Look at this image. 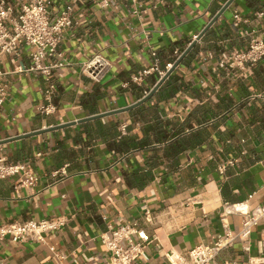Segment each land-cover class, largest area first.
<instances>
[{
	"label": "crops",
	"instance_id": "1",
	"mask_svg": "<svg viewBox=\"0 0 264 264\" xmlns=\"http://www.w3.org/2000/svg\"><path fill=\"white\" fill-rule=\"evenodd\" d=\"M226 1H75L50 114L39 109L43 75L14 71L30 61L31 47L2 57L10 94L0 106V155L25 163L38 179L0 180V223L55 216L67 223L45 242L1 241L0 264H106L111 254L101 234L134 221L150 236L135 264H170V250L213 245L225 225L239 232L241 215L224 217L226 203L264 204V98L251 97L264 90V58L247 78L219 67L245 46L233 9L253 16L264 0H234L150 99L113 113L147 95ZM71 2L48 0V7L55 16ZM96 53L112 61L100 81L82 71ZM156 61L159 70L133 80ZM63 167L68 175L58 179L53 173ZM245 246L238 238L208 264H264V218Z\"/></svg>",
	"mask_w": 264,
	"mask_h": 264
},
{
	"label": "built area",
	"instance_id": "2",
	"mask_svg": "<svg viewBox=\"0 0 264 264\" xmlns=\"http://www.w3.org/2000/svg\"><path fill=\"white\" fill-rule=\"evenodd\" d=\"M72 0L55 16L48 7V0H0V63L4 55L17 56L20 48L31 47L30 61L19 63L14 71L40 72L44 77L45 103L39 106L44 114L55 111L54 96L58 91L55 71L66 65V58L59 51L64 30L75 23L74 2ZM106 7L112 0H92ZM137 4L139 0H129ZM232 21L235 28H243L245 46L233 49L227 57L219 61V67L226 74L235 78H247L253 73L254 67L264 58V8L258 9L253 16H245L237 8L233 9ZM253 24V25H252ZM156 57L157 53L153 52ZM112 66V61L104 55L96 53L82 63V71L95 81H100ZM152 70H159L157 61L149 69H144L133 77L140 81ZM163 74L164 72L161 71ZM10 81L8 72L0 70V106L9 97ZM251 97H263L264 90ZM126 124L122 125L125 130ZM41 155V153H39ZM58 179L66 177L67 170L63 167L53 173ZM19 176L21 183L33 185L37 175L25 163L14 162L0 155V180ZM252 197V195H250ZM228 212L241 215V228L234 233L225 225L224 234L219 235L213 245L199 244L181 253L176 250L166 252L170 264H208L214 263L224 248L232 245L238 238L246 242L244 247L250 249V239L254 226L264 218V204L253 209L247 201L229 204L223 210L224 217ZM147 221H151V211H146ZM67 223L66 216H55L42 219H27L23 221H8L0 223V242L10 240L21 243L29 238L45 242L48 233L60 230ZM101 240L110 251V259L106 264H135L145 253L150 236L145 227L137 221L127 223L101 234ZM55 256L64 258L63 253L55 252Z\"/></svg>",
	"mask_w": 264,
	"mask_h": 264
},
{
	"label": "water",
	"instance_id": "3",
	"mask_svg": "<svg viewBox=\"0 0 264 264\" xmlns=\"http://www.w3.org/2000/svg\"><path fill=\"white\" fill-rule=\"evenodd\" d=\"M233 2H234V0H227L226 1V3L222 6V8L220 9V11L209 21V23L198 34V36L193 41H191V43L189 44V46L183 51V53L172 64V66L167 70V72L159 79V81L155 84V86L149 91V93L147 95H145L142 99H140L139 101H137L133 105H131L129 107H126L124 109H120V110H117V111H113V113L122 112V111H125V110L132 109L134 107H137V106L141 105L142 103H144L148 99H150L155 94V92L157 91V89L161 86V84L167 79V77L179 65V63L181 62V60L194 48V46L197 44L198 40L205 34V32L216 22V20L228 9V7ZM106 114H108V113L95 115V116H92V117H89V118H86V119H81V121H86V120H92V119L100 118V117L105 116ZM70 124L71 123H67V124L60 125V126H55L52 129H47V130H54V129H57V128H60V127H65V126L70 125Z\"/></svg>",
	"mask_w": 264,
	"mask_h": 264
}]
</instances>
